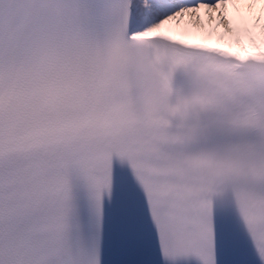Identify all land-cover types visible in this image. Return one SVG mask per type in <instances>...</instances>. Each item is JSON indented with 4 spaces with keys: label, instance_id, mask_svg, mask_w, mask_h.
Instances as JSON below:
<instances>
[{
    "label": "snow or ice",
    "instance_id": "1",
    "mask_svg": "<svg viewBox=\"0 0 264 264\" xmlns=\"http://www.w3.org/2000/svg\"><path fill=\"white\" fill-rule=\"evenodd\" d=\"M0 264H264V0H0Z\"/></svg>",
    "mask_w": 264,
    "mask_h": 264
}]
</instances>
